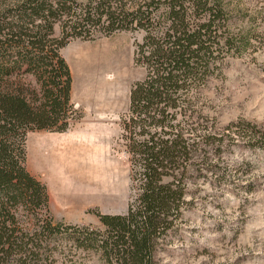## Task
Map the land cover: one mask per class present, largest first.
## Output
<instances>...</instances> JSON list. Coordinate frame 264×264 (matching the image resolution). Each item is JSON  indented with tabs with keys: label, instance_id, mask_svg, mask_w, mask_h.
<instances>
[{
	"label": "rangeland",
	"instance_id": "374dc122",
	"mask_svg": "<svg viewBox=\"0 0 264 264\" xmlns=\"http://www.w3.org/2000/svg\"><path fill=\"white\" fill-rule=\"evenodd\" d=\"M209 2L223 11L217 19L220 49L206 82L181 91L185 100L174 122L195 145L183 178L186 203L154 260L264 264V0ZM61 26H54L56 37ZM88 29L92 38H70L60 50L72 73L71 128L65 134L29 132L26 166L46 184L56 221L103 230L97 211L123 214L136 194L122 120L132 86L147 74L134 60L145 32ZM58 244L66 254L57 253V264H106L99 252L72 240Z\"/></svg>",
	"mask_w": 264,
	"mask_h": 264
},
{
	"label": "trees",
	"instance_id": "16d2710c",
	"mask_svg": "<svg viewBox=\"0 0 264 264\" xmlns=\"http://www.w3.org/2000/svg\"><path fill=\"white\" fill-rule=\"evenodd\" d=\"M112 3L0 0V264H57V253L66 254L61 239L99 252L106 264H155L160 240L181 218L195 145L174 120L181 91L211 74L223 11L209 0ZM89 27L145 32L134 60L147 74L132 86L122 120L136 194L123 214L97 211L103 230L56 221L46 184L26 166L29 132L71 128L72 73L60 50L70 38H92Z\"/></svg>",
	"mask_w": 264,
	"mask_h": 264
},
{
	"label": "bare ground",
	"instance_id": "6f19581e",
	"mask_svg": "<svg viewBox=\"0 0 264 264\" xmlns=\"http://www.w3.org/2000/svg\"><path fill=\"white\" fill-rule=\"evenodd\" d=\"M95 80V79H94ZM91 83H93L92 81H91ZM92 85V84H91ZM96 87V86H95ZM93 89V88H92ZM96 89V88H95Z\"/></svg>",
	"mask_w": 264,
	"mask_h": 264
},
{
	"label": "crops",
	"instance_id": "0c3cea01",
	"mask_svg": "<svg viewBox=\"0 0 264 264\" xmlns=\"http://www.w3.org/2000/svg\"><path fill=\"white\" fill-rule=\"evenodd\" d=\"M65 133H67V132H63L62 134H65Z\"/></svg>",
	"mask_w": 264,
	"mask_h": 264
}]
</instances>
